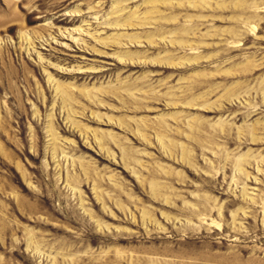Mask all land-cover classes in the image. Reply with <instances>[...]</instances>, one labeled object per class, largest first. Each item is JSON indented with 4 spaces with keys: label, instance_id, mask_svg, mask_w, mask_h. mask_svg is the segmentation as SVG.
Here are the masks:
<instances>
[{
    "label": "rangeland",
    "instance_id": "1",
    "mask_svg": "<svg viewBox=\"0 0 264 264\" xmlns=\"http://www.w3.org/2000/svg\"><path fill=\"white\" fill-rule=\"evenodd\" d=\"M0 264H264V0H0Z\"/></svg>",
    "mask_w": 264,
    "mask_h": 264
}]
</instances>
